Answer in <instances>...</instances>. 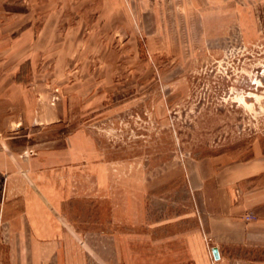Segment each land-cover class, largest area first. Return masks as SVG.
Here are the masks:
<instances>
[{
    "label": "rangeland",
    "instance_id": "rangeland-1",
    "mask_svg": "<svg viewBox=\"0 0 264 264\" xmlns=\"http://www.w3.org/2000/svg\"><path fill=\"white\" fill-rule=\"evenodd\" d=\"M5 10L30 26L24 73L47 121L29 125L24 154L78 136L79 162L60 167L106 172L93 202L124 206L126 264H137L134 220L192 228L211 207L199 180L215 186L220 169L264 155V0H0ZM154 253L139 260L181 261Z\"/></svg>",
    "mask_w": 264,
    "mask_h": 264
},
{
    "label": "crops",
    "instance_id": "crops-1",
    "mask_svg": "<svg viewBox=\"0 0 264 264\" xmlns=\"http://www.w3.org/2000/svg\"><path fill=\"white\" fill-rule=\"evenodd\" d=\"M13 15L0 11L5 19L0 20V264H126L124 206L93 202L109 188L106 172L61 168L79 162L78 136L65 148L24 154L29 125L47 121L42 95L32 90V75L24 73L31 65L30 26L15 28L7 20ZM260 174L264 155L236 169H220L215 186L200 179L194 187L200 205L211 207L200 209L192 228L183 219L134 220L137 264H264V182L243 183ZM247 214L253 218L246 219ZM151 252L181 261L139 260Z\"/></svg>",
    "mask_w": 264,
    "mask_h": 264
},
{
    "label": "water",
    "instance_id": "water-1",
    "mask_svg": "<svg viewBox=\"0 0 264 264\" xmlns=\"http://www.w3.org/2000/svg\"><path fill=\"white\" fill-rule=\"evenodd\" d=\"M212 253H213L214 258L217 259L218 258V253H217L216 247L212 248Z\"/></svg>",
    "mask_w": 264,
    "mask_h": 264
},
{
    "label": "built area",
    "instance_id": "built-area-1",
    "mask_svg": "<svg viewBox=\"0 0 264 264\" xmlns=\"http://www.w3.org/2000/svg\"><path fill=\"white\" fill-rule=\"evenodd\" d=\"M251 218H253V216L251 214L246 215V219H251Z\"/></svg>",
    "mask_w": 264,
    "mask_h": 264
}]
</instances>
